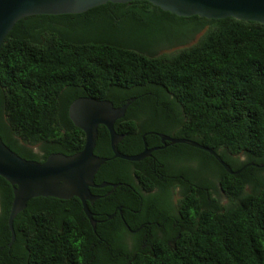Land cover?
Here are the masks:
<instances>
[{
	"label": "trees",
	"instance_id": "trees-1",
	"mask_svg": "<svg viewBox=\"0 0 264 264\" xmlns=\"http://www.w3.org/2000/svg\"><path fill=\"white\" fill-rule=\"evenodd\" d=\"M80 97L131 101L114 122L124 154L160 146V133L240 171L186 143L113 157L100 124L94 154L108 159L94 183L118 185L91 188L95 230L78 197L35 196L16 212L11 242L13 185L0 176V264H264V23L182 16L148 0L18 19L0 45L1 140L27 160L78 153L85 133L69 107Z\"/></svg>",
	"mask_w": 264,
	"mask_h": 264
},
{
	"label": "water",
	"instance_id": "water-1",
	"mask_svg": "<svg viewBox=\"0 0 264 264\" xmlns=\"http://www.w3.org/2000/svg\"><path fill=\"white\" fill-rule=\"evenodd\" d=\"M126 2L130 0H0V45L5 36L23 16L31 14H63L79 13L102 3ZM151 3L178 15H200L207 18L235 17L243 20H253L264 23V0H148ZM133 100V99H132ZM131 101L120 107H114L111 101L98 100L93 97L75 99L69 107V115L74 124L85 133L84 146L74 155L52 154L46 160H27L13 152L0 138V176L13 185L14 198L8 218L12 232L11 242L15 233L13 219L17 211L22 209L27 201L35 196H54L68 199L72 195L82 202V208L90 220L94 230L97 220L93 218L87 201L94 196L90 187L112 186L118 184L104 182L94 183V175L106 157L94 154L97 138V126L102 124L109 131L110 146L113 157L138 161L149 156L152 151L169 143H186L212 154L228 172L236 173L211 148L188 138L172 137L160 133L162 146L149 148L144 143V149L137 154H124L116 145L121 139L114 129V122L125 114ZM111 217V216H110Z\"/></svg>",
	"mask_w": 264,
	"mask_h": 264
},
{
	"label": "rangeland",
	"instance_id": "rangeland-1",
	"mask_svg": "<svg viewBox=\"0 0 264 264\" xmlns=\"http://www.w3.org/2000/svg\"><path fill=\"white\" fill-rule=\"evenodd\" d=\"M200 36H201L200 34H195L193 37L177 40L176 42H174L172 44H165L162 47L157 49V54L172 53L176 50H179V49H182L185 47H189V46L195 44L198 41ZM35 150H36V148H35ZM219 196H220L219 197L220 200H223L222 202L224 203L225 202L224 200L226 198L224 196V194H222V192H220ZM128 241L130 242V238H128Z\"/></svg>",
	"mask_w": 264,
	"mask_h": 264
},
{
	"label": "flooded vegetation",
	"instance_id": "flooded-vegetation-1",
	"mask_svg": "<svg viewBox=\"0 0 264 264\" xmlns=\"http://www.w3.org/2000/svg\"><path fill=\"white\" fill-rule=\"evenodd\" d=\"M160 142H161V145L160 146H162L163 145V142L161 141V139H160ZM166 146H167V144H166ZM165 146V147H166ZM155 147H157V146H155ZM150 148V147H149ZM152 148V147H151ZM164 148V147H163ZM157 150V149H156ZM153 152V151H152ZM151 152V153H152ZM91 188H99V187H90V191H91ZM214 188H213V186H210V191H211V193H212V195H215L216 196V193H215V191L213 190ZM153 191H154V189H153ZM180 191H181V189H180V186H177L175 189H173L172 190V201L174 202V203H176L177 202V200H178V198L180 197ZM92 193V195L94 196V199L92 200V201H87V203H90V205H93L94 206V204H95V202L98 200V198H99V195H96V194H94L93 192H91ZM75 195H72L71 197H69V198H72V197H74ZM80 200V199H79ZM80 202H81V200H80ZM81 204H82V202H81ZM119 209V214H122V211H121V206H119L118 207ZM140 227H142V225L140 226ZM140 227L139 228H137V230H139L140 229ZM164 232H162L161 230H159L158 229V234H163Z\"/></svg>",
	"mask_w": 264,
	"mask_h": 264
}]
</instances>
